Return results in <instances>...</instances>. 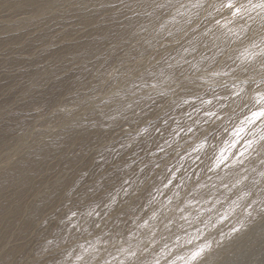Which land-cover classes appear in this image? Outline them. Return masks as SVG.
<instances>
[{
	"label": "clouds",
	"instance_id": "1",
	"mask_svg": "<svg viewBox=\"0 0 264 264\" xmlns=\"http://www.w3.org/2000/svg\"><path fill=\"white\" fill-rule=\"evenodd\" d=\"M51 14L95 17L77 27L97 30L85 37L96 43L69 60L83 71L59 101L33 109L48 123L23 128L19 147L34 151V131L57 152L78 135L102 143L89 167L36 194L48 210L31 214L29 242L0 264H256L264 0H52Z\"/></svg>",
	"mask_w": 264,
	"mask_h": 264
},
{
	"label": "rangeland",
	"instance_id": "2",
	"mask_svg": "<svg viewBox=\"0 0 264 264\" xmlns=\"http://www.w3.org/2000/svg\"><path fill=\"white\" fill-rule=\"evenodd\" d=\"M45 1L0 0V259L24 248L33 228L31 214L48 210L47 204L37 207L36 194L46 185L55 191L58 177L73 169L89 167L88 153L102 143L98 137L78 135L57 152L40 144V133L34 131L32 141L36 143L29 141L34 151L29 153L19 147L23 128L35 130L48 123L42 121L38 125L33 109L50 107L59 101L83 71L82 67L73 69L69 60L96 43L85 37H91L97 30L89 28L82 32L77 27H87L95 22V17L61 19L59 14H51L52 0H48L47 7ZM53 43L58 47L45 53V46ZM57 64L59 67L53 70L52 66ZM30 84L36 85L31 91ZM120 159L127 162L123 156ZM120 179L121 174L115 172L104 181L105 189L114 186L110 180L119 183ZM102 195L103 190L96 198ZM57 200L58 196L54 197L53 203ZM119 212L125 215L120 216ZM129 214L127 207L120 209L111 223L126 221ZM259 228H264V224L257 225ZM247 258L264 264V256L258 252L249 253Z\"/></svg>",
	"mask_w": 264,
	"mask_h": 264
},
{
	"label": "bare ground",
	"instance_id": "3",
	"mask_svg": "<svg viewBox=\"0 0 264 264\" xmlns=\"http://www.w3.org/2000/svg\"><path fill=\"white\" fill-rule=\"evenodd\" d=\"M47 2H48V0L45 1V4H46V5L44 4L45 7H47V6L49 5V3H47ZM50 4H51V6H52V2H50Z\"/></svg>",
	"mask_w": 264,
	"mask_h": 264
}]
</instances>
